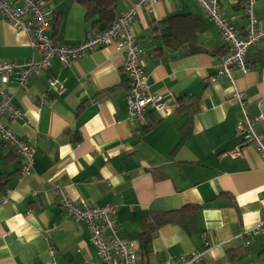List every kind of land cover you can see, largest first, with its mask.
Returning a JSON list of instances; mask_svg holds the SVG:
<instances>
[{"label":"crops","instance_id":"1","mask_svg":"<svg viewBox=\"0 0 264 264\" xmlns=\"http://www.w3.org/2000/svg\"><path fill=\"white\" fill-rule=\"evenodd\" d=\"M48 1L53 15L46 35L56 45L81 44L92 30L85 8L77 0ZM243 1L220 5L240 30L246 24ZM129 5L117 0L116 13ZM194 16H201L205 30ZM255 16L264 26V0H255ZM163 21L191 44L195 39L202 52L182 56L183 46L164 47L153 31ZM132 33L146 55L148 91L161 95L164 105L163 117L147 110L145 126L127 121L124 55L113 46L69 66L54 60L25 89L14 77L5 86L21 117L2 120L31 146L33 171L19 177L20 158L0 138V264L98 262L88 226L62 209L60 189L80 206H118L116 236L135 244L140 264L176 261L202 249L204 238L211 250L202 264L264 263V236L244 235L263 211L264 160L235 133L242 111L234 98L241 93L250 116L262 115L256 130L264 135V65H249L246 73L233 68L231 81L212 80L224 44L195 0H161L139 14ZM38 58L28 36L0 15V61L20 65ZM257 58L264 60L263 42L246 55L249 64ZM52 78L63 94L50 89ZM44 94L48 100L40 103ZM237 146L241 157L226 155ZM188 205L196 207L199 232L187 233L174 220L142 248L141 216Z\"/></svg>","mask_w":264,"mask_h":264},{"label":"built area","instance_id":"2","mask_svg":"<svg viewBox=\"0 0 264 264\" xmlns=\"http://www.w3.org/2000/svg\"><path fill=\"white\" fill-rule=\"evenodd\" d=\"M130 5L121 11L110 28L101 33L86 32L84 40L76 46L56 45L46 35L50 26L53 10L44 0H19L15 6L5 0H0V15L16 30L24 32L29 38L30 48L39 56L38 60H27L20 65L13 62L0 61V138L4 144L20 158L19 177L30 176L33 171V151L28 142L16 135L2 120L4 117L15 120L21 113L13 102V97L4 88L14 77L19 88L25 89L31 77L39 72L51 68L52 62L57 60L63 66H69L77 58L89 52L113 46L115 51L124 55L122 69L126 74L128 89L126 102L130 124L145 126L147 110H153L161 117L164 114L162 96L151 94L148 91L144 68L146 55L139 48L132 28L141 12L149 11L152 6L161 0H129ZM209 22L219 32L226 53L215 67L212 80L225 76L231 81L230 72L233 68L246 73L250 70L246 61L248 51L257 43H264V26L255 16V0H244L242 10L246 24L242 30L232 21L226 19L221 11V0H195ZM49 87L57 95L64 92V87L52 78ZM235 100L241 107L242 119L235 127V133L241 137L242 145L252 146L264 160V135L256 130V125L262 115L250 116L247 105L241 93H236ZM48 100L44 94L40 103ZM226 155L231 158L241 157V147L237 146ZM62 209L76 220L83 221L91 234V240L97 247L98 262L93 264H140L136 256V246L128 240L117 238L118 224L116 215L118 206L106 204L102 207H85L70 200L65 192L59 191ZM263 209L258 224L244 234L249 237L264 235V194L260 200ZM211 250L207 238L203 240V248L181 256L176 261H166L162 264H202ZM53 251L50 256L53 257ZM48 264H54L52 261ZM264 264V263H261Z\"/></svg>","mask_w":264,"mask_h":264},{"label":"trees","instance_id":"3","mask_svg":"<svg viewBox=\"0 0 264 264\" xmlns=\"http://www.w3.org/2000/svg\"><path fill=\"white\" fill-rule=\"evenodd\" d=\"M48 5L49 1L44 0ZM86 10L87 19L91 22L92 30L90 32L101 33L104 30L110 28L111 24L117 17V0H77ZM119 1V0H118ZM193 23L198 24L202 30H205V26L201 16H194ZM162 27L158 26L153 29L157 32L161 40V44L168 49L179 48L183 46L182 56L196 54L202 52L200 45L196 44L195 39L189 40L182 38V34L178 33L177 29L171 24H166L165 21L161 22ZM186 43V44H185ZM225 49V46H224ZM222 48V51L224 50ZM226 53V49L224 51ZM224 53V54H225ZM248 65L257 67L263 66L264 60L257 58L255 61L249 64L248 59L246 60ZM193 105V104H191ZM145 128L144 130H147ZM188 134V132H187ZM5 187V183H0L1 188ZM262 216V214H261ZM261 219V217H260ZM259 219V220H260ZM140 220V231L138 232V239L142 248L149 245L150 241L157 236L158 229L164 225L172 223L174 220L178 221L182 228L187 233H193L198 231L199 227L196 221V207L194 205H188L180 209L162 211V212H149L146 216H141ZM200 231V230H199ZM198 231V232H199ZM264 236V235H261ZM259 237V236H256ZM144 254H148L144 249Z\"/></svg>","mask_w":264,"mask_h":264}]
</instances>
